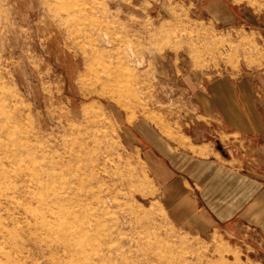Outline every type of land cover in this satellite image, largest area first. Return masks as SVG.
I'll list each match as a JSON object with an SVG mask.
<instances>
[{"label": "rangeland", "instance_id": "1", "mask_svg": "<svg viewBox=\"0 0 264 264\" xmlns=\"http://www.w3.org/2000/svg\"><path fill=\"white\" fill-rule=\"evenodd\" d=\"M241 120L264 122V0H0V264H259L170 221L132 128Z\"/></svg>", "mask_w": 264, "mask_h": 264}, {"label": "crops", "instance_id": "2", "mask_svg": "<svg viewBox=\"0 0 264 264\" xmlns=\"http://www.w3.org/2000/svg\"><path fill=\"white\" fill-rule=\"evenodd\" d=\"M220 98L223 102L219 89L211 92L208 108L229 123V112L213 105ZM242 120L231 132L193 130L184 140L141 122L132 128L142 137L145 164L170 221L216 231L241 254L264 264V122L247 126Z\"/></svg>", "mask_w": 264, "mask_h": 264}]
</instances>
